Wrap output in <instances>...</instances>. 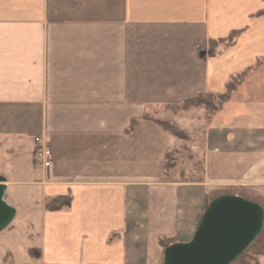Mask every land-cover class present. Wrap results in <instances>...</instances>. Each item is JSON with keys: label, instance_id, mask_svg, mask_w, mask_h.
Here are the masks:
<instances>
[{"label": "crops", "instance_id": "1", "mask_svg": "<svg viewBox=\"0 0 264 264\" xmlns=\"http://www.w3.org/2000/svg\"><path fill=\"white\" fill-rule=\"evenodd\" d=\"M262 10L264 0H0V175L16 210L0 264H162L160 238L190 241L210 191L264 196ZM234 30L235 44L210 55L209 40ZM248 69L193 146L202 176H173L167 154L182 140L145 115L222 93ZM39 135L49 168L34 160ZM66 195L70 207L45 209Z\"/></svg>", "mask_w": 264, "mask_h": 264}, {"label": "water", "instance_id": "2", "mask_svg": "<svg viewBox=\"0 0 264 264\" xmlns=\"http://www.w3.org/2000/svg\"><path fill=\"white\" fill-rule=\"evenodd\" d=\"M5 178L0 175V232L12 222L16 210L4 199ZM264 208L240 195L223 194L205 209L192 239L164 250L162 264H231L261 233Z\"/></svg>", "mask_w": 264, "mask_h": 264}, {"label": "trees", "instance_id": "3", "mask_svg": "<svg viewBox=\"0 0 264 264\" xmlns=\"http://www.w3.org/2000/svg\"><path fill=\"white\" fill-rule=\"evenodd\" d=\"M258 14H264V10L258 12ZM241 30L232 31L227 37L219 39H211L208 42V52L210 55H215L227 47H230L235 44L237 41ZM249 69L244 71L242 74L237 77H233L227 84L226 91L222 93H200L193 98H189L183 101L184 107H199L200 105L205 104L209 109V116L214 115L225 102L230 100L231 94L237 89L241 84L242 79L248 74ZM144 119L153 120L157 123L162 129L171 133L174 136L179 138H185L182 134V130L177 128L175 125L166 122L165 120H160L156 118H151L148 114L145 115ZM135 122L132 123V127ZM170 154H167V158ZM166 167V163H165ZM223 194H234L240 195L246 199L258 202L264 208V196L257 194L253 190L246 187H225L220 189H214L207 194L206 208L210 202L216 197ZM72 202V196H57L48 198L45 202V209L49 211H57L70 207ZM177 242L175 237L163 236L160 238L159 243L165 250L169 245ZM264 255V226L261 233L257 236L254 242L249 246V248L240 255L234 262L231 264H260V257Z\"/></svg>", "mask_w": 264, "mask_h": 264}, {"label": "rangeland", "instance_id": "4", "mask_svg": "<svg viewBox=\"0 0 264 264\" xmlns=\"http://www.w3.org/2000/svg\"><path fill=\"white\" fill-rule=\"evenodd\" d=\"M209 113V109L205 104L200 105L199 107L190 106L186 108L184 107L183 103L180 106H173L171 108H159L157 111L151 113L153 114L152 116L155 114L154 117L156 119L165 120L166 122L175 125L177 128L182 130V134L185 136V138H179L176 136L182 140V144L177 149H173L172 152L169 153L170 156H168L166 160V169L168 171L172 168H175L173 171V176L179 177L180 173L185 175V169L190 171L191 175L189 178L202 176L200 173L202 169V161L198 160L199 158H196L193 146L195 143H197V137L201 138L202 133L207 127L209 119L211 118ZM179 123L182 126H180ZM184 126L188 129L183 128ZM193 136H195V138H193ZM10 239H12L13 243L15 244L13 247L16 249L18 258L22 259L24 256L22 251L24 240L20 237V233L18 232ZM5 246L6 242L1 246V253L4 252L3 249L5 248L3 247Z\"/></svg>", "mask_w": 264, "mask_h": 264}, {"label": "built area", "instance_id": "5", "mask_svg": "<svg viewBox=\"0 0 264 264\" xmlns=\"http://www.w3.org/2000/svg\"><path fill=\"white\" fill-rule=\"evenodd\" d=\"M34 160L37 164L46 168L52 166L53 149L50 145V139L39 135L35 137Z\"/></svg>", "mask_w": 264, "mask_h": 264}]
</instances>
